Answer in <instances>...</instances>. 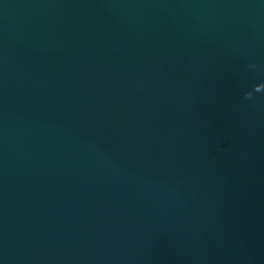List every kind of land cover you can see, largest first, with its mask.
<instances>
[{"label": "water", "instance_id": "obj_1", "mask_svg": "<svg viewBox=\"0 0 264 264\" xmlns=\"http://www.w3.org/2000/svg\"><path fill=\"white\" fill-rule=\"evenodd\" d=\"M0 264H264V0H0Z\"/></svg>", "mask_w": 264, "mask_h": 264}]
</instances>
